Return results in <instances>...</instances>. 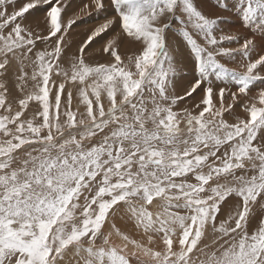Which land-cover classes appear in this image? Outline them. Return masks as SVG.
<instances>
[{
  "label": "snow or ice",
  "instance_id": "obj_1",
  "mask_svg": "<svg viewBox=\"0 0 264 264\" xmlns=\"http://www.w3.org/2000/svg\"><path fill=\"white\" fill-rule=\"evenodd\" d=\"M43 6L47 34H34L25 14ZM215 6L253 35L241 43L224 34L226 18H210L196 0H90L71 17L62 15L68 0H0V77L17 62L24 93L13 112L0 80V264H264V217L249 231L254 206L264 210V89L249 95L264 80V54L251 58L264 46V0ZM109 8L115 15L68 56L73 25ZM173 20L197 74L183 95L166 41ZM117 24L139 54L122 58L117 33L102 50L110 60L88 62L85 49ZM237 55L243 71L217 59ZM198 89V113L174 110ZM226 93L246 98L234 123L224 118L234 107ZM121 211L146 242L117 227Z\"/></svg>",
  "mask_w": 264,
  "mask_h": 264
},
{
  "label": "rangeland",
  "instance_id": "obj_2",
  "mask_svg": "<svg viewBox=\"0 0 264 264\" xmlns=\"http://www.w3.org/2000/svg\"><path fill=\"white\" fill-rule=\"evenodd\" d=\"M199 1H201V0H197L196 2H198L197 3V6H198V4L200 5V6H198L199 8H201L200 10H203L204 8H207L209 11L213 12V13H205L204 10H203V12L206 15H208L210 18L224 17V18L227 19V20L225 19V21L220 24V28L223 30V33L225 31L224 34H229V33H226V32H230V34L236 32L235 34H237L238 36L241 37L240 42L241 43L243 42V37H246V35L244 33L238 31V30L242 29L243 26L242 25L239 26L240 25V22H238L239 19L236 16H234L233 13H229V12L223 10L225 12L224 13V12H222L221 9H220V11H217V7L215 6L216 0H202V2L205 1L203 4H202V2H199ZM105 2L107 3V0H105ZM228 3H231L232 5H234L235 0H228ZM85 4H90V0H68V7H72V9H70L71 11L70 10H67L68 9V7H67L65 9V13L66 14L64 13L62 15L63 16L65 15L66 17L73 16V14L76 13V11L79 12V10ZM208 4L211 6V8H209L210 6L209 7L207 6ZM47 7L48 6H43V7H40L39 10H34V12H32L33 10H31L29 13H26L25 14L26 15V19L23 21V25H25L26 27H30L34 31V34L46 35L47 34V30L45 28L46 27V24H45L46 21L44 20V16H45V10H46ZM9 9H10L9 11L11 12L12 11V8L9 7ZM35 11L37 13H35ZM30 13H31V15H28ZM33 13H34V15H32ZM40 13L43 14V17H42V14H40ZM98 14L99 13L93 11L91 16H87L86 18L85 17L84 18L82 17L81 20H78L77 23L75 25H73L74 27H76L77 25L78 26L80 25V27H76V29H74V27H72V29L69 30L68 36H70V37L69 38L67 37V39L69 41L70 47H74V48L77 47L76 50H78V47L80 46V44L85 40L86 36L88 34H90V31L89 30H92L95 27V25L97 26L98 25L97 23H100L103 20H105L106 18H109L112 15H115L113 9H111V8H109L107 10H102L100 12V14H99L100 16ZM229 14H231L232 17L233 16L234 17L231 18L229 16ZM36 15H37V18H35ZM38 15L40 17H38ZM94 15L97 16L98 19H96L97 17H95ZM92 17H94V18H92ZM89 19H91V20L89 21ZM95 19H96V21H95ZM233 21H234V24H233ZM40 22H42V23L45 22V23L42 24L43 26H40L39 25V24H41ZM226 24H229V25H226ZM179 27H180L179 24L175 20H173L172 21V28L166 29V41L169 44V48L174 53V57H175V61H176L177 66L181 69V71L178 73V75L176 76V78L173 80V85L175 87V94H177V95H183L185 89H187L188 86L192 82H194L197 74L194 72V62H193V59L191 60V58H192L191 57V54L189 56V53L190 52H189L188 47L185 45V43L180 38V36L177 35V30H178ZM234 28H235V30H234ZM86 29H87V31H85ZM111 30H112L113 33L115 31L114 35L111 32ZM118 30H120L119 33H121V29H119L118 24H117V26L113 25L110 29H108V31H106L105 33L101 34V36L95 38L93 40L94 43L92 42L94 45L91 43L89 45V47L87 49H85L86 59L93 58L95 56L94 53L97 52V50L100 49V47H103L104 48V46H106L105 43L108 40L112 39L118 33ZM86 32H88V33H86ZM238 32H239V34H238ZM75 35H78L79 37L76 38ZM218 35H219V33H218ZM242 35H243V37H242ZM74 38L77 39V40L74 41ZM196 38L198 39L199 42L203 43L202 40H199V37H196ZM52 39L54 40L55 38H52ZM122 39H123V41H122ZM126 39L127 38H125L123 36V34L121 33V38L118 41V47H120V48H118V50H119V54L122 56V58H126V57L132 56V55H136V53L134 54V52H132L134 49H136V47H132L133 46V42L129 40L130 43L129 42L126 43L125 41L128 40V39L127 40ZM71 44L72 45L74 44V45L72 46ZM103 44H104V46H102ZM223 46L224 47L236 48V47L239 46V44H237L236 42H231V43L225 42ZM45 47H46V45L43 42L37 41V43H36V49L40 50L41 48L44 49ZM182 47H183V49H182ZM121 48H124V49L121 51ZM127 48L129 49L128 52H126L127 50H125ZM186 48H187V50H186ZM68 49H69V47H68ZM102 50L103 49L101 48L100 51L98 50L99 52L95 53L97 55V57L96 56L94 57L95 60L99 61L98 59H100V62H103V58L102 57H105V56H107L106 58L109 57L107 54L105 55V53H103ZM76 53H77V51H73L70 56H72L73 54H76ZM89 53H90V55H89ZM102 53H103V55H102ZM137 54H139V53H137ZM178 54H179V56H178ZM92 55H94V56H92ZM189 57H190V59H189ZM185 58H187V59H185ZM251 58L253 60H255L256 58H258V55H253ZM109 59H110V57H109ZM109 59H107V60H109ZM217 59L220 60L221 63H224L229 68H234L237 71H243L244 70L240 66L241 65V58L239 57V55H237V57H236L235 60H230L229 58L224 57V56H218ZM180 60H182V62ZM17 67L19 68V64L17 62H12L11 65H10V67H9V70H8L7 74L5 76H3V77H0V80L4 81L6 83V86H7L8 90H9L10 95H9L8 99L12 103L13 112L15 110H18V107H19L18 101H19L20 98H23V95H24V93L20 92L18 90V88L16 87V85L18 83V81L16 80V75L19 72V69ZM29 71H30V69H29ZM258 71H260L261 76H264V69H258ZM13 73H15L14 74L15 76L13 75ZM10 79H11V81H10ZM54 79L57 80V83L60 81V78L59 77H55L54 76ZM258 81H256V82H258ZM261 81L264 83L263 80H261ZM214 86H215L216 89H219L220 87H229V88H231V90H236L235 85H225V84H223L221 82H215L214 81ZM28 87L31 88V84H29ZM201 87L203 88L204 86L202 85ZM74 88L75 87H73L71 90L73 91V96H74L73 108L75 109L76 106H77V101L75 99V97H76V90ZM66 89H65V92H67L69 90L67 87H66ZM203 95H204L203 91H201L200 89H198L197 92L194 93L192 97H186L184 100L180 101L178 103V105H177V108L174 109V110H178V109H182L184 107H187L189 109H192L194 112H197L198 113V111L200 109H194L193 108V105H195L197 103L196 101L199 102L202 99ZM15 96H17V97H15ZM240 97H242V96H240ZM240 97H238L237 101L232 102L229 99V95L226 93V96H225V104L234 103V107L232 109L233 115L230 116L226 112L225 113V116H224V118L226 120H228L230 123H234L235 122L234 116H236V115L240 116L241 118H244L245 117V113L242 111V105L245 102L246 98L243 97V98L240 99ZM214 102L218 103V101H214ZM34 107H35V104L34 103H30L29 109L26 112V116H30L31 115L32 110L34 109ZM2 111L3 110H0V112H2ZM81 111H83V107L82 106H81ZM261 135H264V132H262ZM236 202H237L236 199H234L232 201L233 204H235ZM233 204L231 205V207L233 206ZM256 207L257 206H254V216L255 215L259 216V219H257V217L256 218L254 217V220L257 219L256 221H260V219L262 217H264L263 216L264 215V210H261L259 207L258 208H256ZM121 215H123V212L122 211L120 213H117L116 218H115V221H119L122 225H124L125 227H128V229L131 228V231H132V228H133L132 225L130 223H127L126 222V219L125 220H122L120 218ZM128 224H129V226H127ZM133 230H135V229L133 228Z\"/></svg>",
  "mask_w": 264,
  "mask_h": 264
},
{
  "label": "bare ground",
  "instance_id": "obj_3",
  "mask_svg": "<svg viewBox=\"0 0 264 264\" xmlns=\"http://www.w3.org/2000/svg\"><path fill=\"white\" fill-rule=\"evenodd\" d=\"M197 1V0H196ZM199 2H202V0L201 1H199ZM205 2V1H204ZM204 2H202V4L204 3ZM196 3H198V2H196ZM210 4V3H209ZM207 5L208 7L210 6V5ZM206 5V4H205ZM229 5H232L231 3H229ZM198 6H200L199 4H198ZM214 7V6H213ZM209 8H211V6L209 7ZM70 9H72V7H68V9L67 10H70ZM201 9V8H200ZM10 10V9H9ZM35 10V9H34ZM34 10L32 11V12H34ZM39 10V9H38ZM74 10V9H73ZM204 10V12L205 13H213V12H211V11H209L207 8H204L203 9ZM202 10V11H203ZM31 11V10H30ZM71 11V10H70ZM217 11H220V9L219 8H217ZM222 12H224L223 10H222ZM227 12H229V11H227ZM35 13H37L36 11H35ZM76 13H77V11H76ZM225 13V12H224ZM229 13H232V12H229ZM40 14H42V13H40ZM39 14V15H40ZM66 14V13H65ZM75 14V13H74ZM73 14V15H74ZM100 14V13H99ZM98 14V15H99ZM103 14V13H102ZM223 14V13H222ZM28 15H31V13L30 14H28ZM32 15H34V13L32 14ZM38 15V17H40ZM65 16V15H64ZM95 16V15H94ZM100 16V15H99ZM229 16L231 17V18H233L232 17V15L231 14H229ZM31 17V16H30ZM34 17V16H33ZM42 17H43V14H42ZM41 17V18H42ZM69 17H71V16H69ZM95 17H97V16H95ZM35 18H37V15L35 16ZM84 18V17H83ZM86 18V17H85ZM91 18V17H90ZM92 18H94V17H92ZM29 19V18H28ZM43 19V18H42ZM96 19H98V17L96 18ZM96 19H95V21H96ZM91 19H89V21H90ZM227 20V19H226ZM39 21V20H38ZM86 21V20H85ZM87 22V21H86ZM93 22V21H92ZM239 22V21H238ZM36 23V22H35ZM41 24H39L40 26H43L42 24H44V23H42V22H40ZM94 23V22H93ZM46 24V23H45ZM97 24H99V23H97ZM233 24H234V21H233ZM84 25V24H83ZM226 25H229V24H226ZM25 26V25H24ZM37 26V25H36ZM96 26V25H95ZM115 26H117V25H115ZM119 26V25H118ZM239 26H241V24L239 25ZM74 27V26H73ZM76 27H80V25L78 26H76ZM76 27H74V29H76ZM83 27V26H82ZM91 27V26H90ZM94 27V26H93ZM46 28V27H45ZM80 29V28H79ZM119 29H120V27H119ZM89 30V29H88ZM229 30V29H228ZM234 30H235V28H234ZM85 31H87V29L85 30ZM90 32H91V30H89ZM108 31V30H107ZM114 31V30H113ZM239 32H242V33H244L245 35H246V37H251L252 35H253V33L252 32H250L248 29H246L245 27H243L242 29H240V30H238ZM111 32H112V30H111ZM120 32V30H118V33ZM239 32H238V34H239ZM86 33H88V32H86ZM113 33V32H112ZM114 33H115V31H114ZM114 33H113V35H114ZM224 33H225V31H224ZM226 33H229L230 34V32H226ZM234 33H236V32H234ZM232 34V33H231ZM105 36V35H104ZM70 36H68V38H69ZM73 37V36H72ZM75 37L77 38V37H79L78 35H75ZM242 37H243V35H242ZM244 38V37H243ZM75 40H77V39H75L74 38V41ZM104 40V39H103ZM102 40V41H103ZM125 40V39H124ZM127 40V39H126ZM105 41V40H104ZM122 41H123V39H122ZM256 41H257V43L258 44H260V42H261V37L259 36V35H257L256 36ZM82 42V41H81ZM121 42V41H120ZM119 42V43H120ZM126 43L127 42H129V40H127V41H125ZM94 43V42H93ZM92 43V44H93ZM105 43V42H104ZM107 43V42H106ZM106 43H105V45H106ZM125 43V44H126ZM130 43V42H129ZM128 43V44H129ZM122 44V43H121ZM72 45V44H71ZM74 45V44H73ZM72 45V46H73ZM94 45V44H93ZM97 45V44H96ZM169 45V44H168ZM99 46V45H98ZM102 46H104V44L102 45ZM126 46V45H125ZM105 47V46H104ZM122 47V46H121ZM127 47V46H126ZM132 47H136V49H134L132 52H134V54L136 53H139L140 52V50H141V46L139 45V44H136V43H133V46ZM76 48L77 47H70L69 46V49H67L66 50V52H67V55L68 56H70L71 55V53L73 52V51H77L76 50ZM98 48V47H97ZM101 48L103 49V47H100V49H98L99 51L101 50ZM118 48H120V47H118ZM125 48V47H124ZM124 48H121V51L124 49ZM130 48V47H129ZM42 49V48H41ZM92 49V48H91ZM132 49V48H131ZM182 49H183V47H182ZM94 50V49H93ZM92 50V51H93ZM97 50V49H96ZM97 50V52H99ZM125 50H127L126 52H128V48L127 49H125ZM171 50V49H170ZM185 50V49H184ZM183 50V51H184ZM186 50H187V48H186ZM119 51V50H118ZM181 51V50H180ZM97 52H95V53H97ZM94 53V55L97 57V55ZM178 53V52H177ZM180 54V53H179ZM179 54H178V56H179ZM183 54V53H182ZM181 54V55H182ZM260 54H264V46H261V47H259L258 49H257V51H256V53L255 54H253V55H260ZM94 55H92V56H94ZM102 55H103V53H102ZM106 55V54H105ZM108 55V54H107ZM127 55V54H126ZM173 55H174V53H173ZM94 56V57H95ZM109 56V55H108ZM186 56V55H185ZM189 56H190V53H189ZM91 58V59H86V60H88L89 62H92V63H95V62H100V59H98L99 61H97V60H95V58ZM102 57V56H101ZM107 56H105V57H102L103 58V62H107V61H109L110 59H109V57L108 58H106ZM179 58V57H178ZM107 59H109V60H107ZM185 59H187V58H185ZM189 59H190V57H189ZM178 60V59H177ZM191 60H192V58H191ZM181 62H182V60H180ZM65 67H67V65L65 64L64 65ZM16 68V67H15ZM18 68V67H17ZM19 69V68H18ZM15 73H13V75H14ZM15 76V75H14ZM13 77V76H12ZM6 80V79H5ZM7 81V80H6ZM10 81H11V79H10ZM264 81V80H263ZM75 89V88H74ZM260 89H264V83L261 81V80H259L258 82H255V86L250 90V95L251 96H254V95H256L257 94V92H258V90H260ZM67 90V89H66ZM76 90V89H75ZM231 91H236V90H231ZM15 97H17V96H15ZM241 98H243V96L242 97H240V99ZM228 99V98H227ZM196 102H198V101H196ZM234 199H232V198H230L229 199V201H227L224 205H222V213H221V215H220V219H223L224 218V214H226L227 212H228V210L231 208V205L233 204L232 203V201H233ZM256 208H258V207H256ZM257 211V210H256ZM258 212V211H257ZM119 215V214H118ZM264 216V215H263ZM255 218L257 217V219H259V216H257V215H255L254 216ZM256 219V220H257ZM120 220V219H119ZM254 220V219H253ZM256 220H254V221H252V223L250 224V226H249V231L251 232L252 231V229L254 228V227H256L257 226V224H258V222L259 221H256ZM121 221V220H120ZM122 222V221H121ZM115 223H116V225H117V227H120L123 231H125V232H127L129 235H131V236H133V238H136V239H140V240H143V241H145L146 242V237H144V236H142L141 234H139L136 230H133V228H132V231H131V228L130 229H128V227H125L124 225H122L119 221H115ZM127 226H129V224L127 225ZM209 239H211V237H209ZM113 240L114 241H116V243H121V241L114 235L113 236ZM155 248H157L158 250L160 249V248H162V243H161V241L159 240V239H157L156 240V242H155V244L153 245ZM133 264H135V261L133 260Z\"/></svg>",
  "mask_w": 264,
  "mask_h": 264
}]
</instances>
